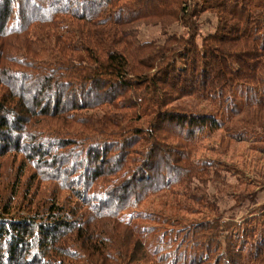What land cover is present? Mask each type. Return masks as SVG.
<instances>
[{
    "label": "trees",
    "instance_id": "1",
    "mask_svg": "<svg viewBox=\"0 0 264 264\" xmlns=\"http://www.w3.org/2000/svg\"><path fill=\"white\" fill-rule=\"evenodd\" d=\"M149 24L162 40L140 38ZM263 128L264 0H0V165L20 153L15 179L30 161L64 192L0 196V264H264V202L242 220L135 211L196 176L202 133Z\"/></svg>",
    "mask_w": 264,
    "mask_h": 264
},
{
    "label": "rangeland",
    "instance_id": "2",
    "mask_svg": "<svg viewBox=\"0 0 264 264\" xmlns=\"http://www.w3.org/2000/svg\"><path fill=\"white\" fill-rule=\"evenodd\" d=\"M200 29L204 32L214 30L217 17L211 12H205L200 17ZM171 30L177 33L185 29L175 24ZM140 38L162 40L163 34L159 25H142ZM175 105L186 110L214 109L209 102L196 97L187 96L175 101ZM235 123V122H232ZM224 129L202 133L191 147L190 161L201 166L196 176L182 182L173 183L168 189L151 194L146 200L137 205L135 211H157L163 200H177L185 204L189 212H181L190 221L204 219L206 215H221L223 220L234 216L242 220L252 209L264 202V128L257 130V135H246L245 139L233 140L227 137ZM261 136V137H258ZM24 159L20 153H11L1 158L0 165V196L11 200L18 206L26 199H34L37 204L59 199L64 192L57 188L54 181L39 179L38 173L31 178L35 170L30 161L25 163L22 175L15 179L17 166ZM12 184L17 185L15 191ZM27 186L31 189L26 190ZM15 188V187H14ZM60 197H59V196ZM201 198L199 203L197 199ZM244 199H249L244 201ZM243 200V201H242ZM205 203V204H204ZM204 204V205H203ZM198 208L200 212H195ZM144 223V222H143ZM251 248L250 242L244 247L247 253Z\"/></svg>",
    "mask_w": 264,
    "mask_h": 264
}]
</instances>
